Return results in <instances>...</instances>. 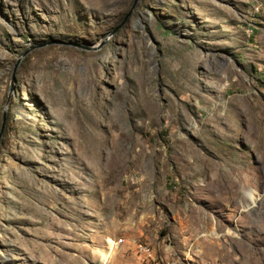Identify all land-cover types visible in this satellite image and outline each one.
Instances as JSON below:
<instances>
[{
	"label": "rangeland",
	"instance_id": "1",
	"mask_svg": "<svg viewBox=\"0 0 264 264\" xmlns=\"http://www.w3.org/2000/svg\"><path fill=\"white\" fill-rule=\"evenodd\" d=\"M133 2L0 0V264H264V0Z\"/></svg>",
	"mask_w": 264,
	"mask_h": 264
},
{
	"label": "water",
	"instance_id": "2",
	"mask_svg": "<svg viewBox=\"0 0 264 264\" xmlns=\"http://www.w3.org/2000/svg\"><path fill=\"white\" fill-rule=\"evenodd\" d=\"M137 2H138V0H134L131 9H133L136 6ZM9 101H10V92H9V95L7 97L6 102L4 103V105L2 107V112H1V121H0V144H1V140H2L3 134H4L6 122H7V111H8Z\"/></svg>",
	"mask_w": 264,
	"mask_h": 264
},
{
	"label": "bare ground",
	"instance_id": "3",
	"mask_svg": "<svg viewBox=\"0 0 264 264\" xmlns=\"http://www.w3.org/2000/svg\"><path fill=\"white\" fill-rule=\"evenodd\" d=\"M140 251L144 254V255H149V250H148V247L146 245H143V246H140L139 247Z\"/></svg>",
	"mask_w": 264,
	"mask_h": 264
},
{
	"label": "built area",
	"instance_id": "4",
	"mask_svg": "<svg viewBox=\"0 0 264 264\" xmlns=\"http://www.w3.org/2000/svg\"><path fill=\"white\" fill-rule=\"evenodd\" d=\"M137 253H139V254H143L142 252H139V251H136Z\"/></svg>",
	"mask_w": 264,
	"mask_h": 264
}]
</instances>
